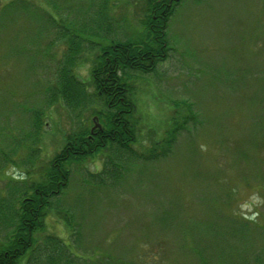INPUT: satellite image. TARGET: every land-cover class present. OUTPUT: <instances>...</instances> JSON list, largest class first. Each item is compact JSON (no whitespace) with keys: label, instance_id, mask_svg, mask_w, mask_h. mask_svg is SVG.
Returning <instances> with one entry per match:
<instances>
[{"label":"rangeland","instance_id":"rangeland-1","mask_svg":"<svg viewBox=\"0 0 264 264\" xmlns=\"http://www.w3.org/2000/svg\"><path fill=\"white\" fill-rule=\"evenodd\" d=\"M13 1L0 0V11ZM53 1L62 15L48 0H26L25 11L0 13V150L21 147L0 179L6 191L15 180L38 177L66 135L99 122L85 105L49 104L69 48L61 26L49 22L80 29L81 16L96 28L105 14L116 38L143 29L144 0H109L106 12L103 0ZM167 34L166 58L151 73L132 72L141 131L163 139L188 104L196 119L179 130L168 156L123 157L127 169L106 184L86 181L103 167L106 153L73 163L47 230L73 242L83 264H261L264 0H181ZM82 43L81 54L90 57L91 44ZM89 65L77 66L81 79H89ZM39 111L45 123L36 132ZM62 211L79 224L78 240Z\"/></svg>","mask_w":264,"mask_h":264},{"label":"trees","instance_id":"trees-1","mask_svg":"<svg viewBox=\"0 0 264 264\" xmlns=\"http://www.w3.org/2000/svg\"><path fill=\"white\" fill-rule=\"evenodd\" d=\"M25 1L16 4L14 0L9 4L13 6H6L0 13L4 10L25 11L28 6ZM48 1L56 4L53 5L61 14L59 4ZM180 1L144 0L146 15L142 21L143 29L135 37L131 35L126 39L113 36L112 27L107 23L108 17L101 13L100 24L96 28L86 26L81 16L80 29L64 22H61L62 25L49 22V25L61 26L64 39L69 38H66L69 48L59 65L56 83L54 88L50 87L49 104L66 101L72 103L71 106L85 105L99 122L94 121L97 124L95 127L94 124L85 125L81 132L66 135L64 145L38 177L15 180V185H10L7 191L0 188V264H83L85 261L76 251L74 243L68 244L63 237L48 232L46 223L48 215L55 210L56 198L70 186L72 164L106 153L103 167L97 172H89L86 179L88 183L96 181L106 184L107 178L120 177L121 172L127 169L125 161H120L123 157L146 155L158 159L168 156L179 130L188 121L196 119L192 105L188 104L189 112L181 122H174L163 139L145 138L139 125L136 91L131 82L132 72L151 73L157 63L166 58L171 49L167 27ZM102 4L106 12L110 6L109 0H103ZM82 41L91 44L90 57L81 54ZM82 62H90L88 80L81 79L76 73L77 66ZM44 115L42 111L34 114L36 132L45 123L42 120ZM144 139L148 140L147 143H143ZM28 149L34 150L32 146ZM20 150L21 147L14 153L0 150L1 180L7 176L3 172L5 166L9 162H16ZM61 215L70 237L78 240L79 224L74 215L67 211H62ZM257 259L264 264L261 256Z\"/></svg>","mask_w":264,"mask_h":264}]
</instances>
